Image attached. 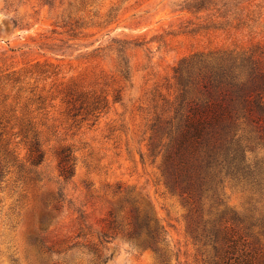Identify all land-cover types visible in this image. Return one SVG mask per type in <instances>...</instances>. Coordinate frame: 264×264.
Masks as SVG:
<instances>
[{
	"label": "rangeland",
	"instance_id": "374dc122",
	"mask_svg": "<svg viewBox=\"0 0 264 264\" xmlns=\"http://www.w3.org/2000/svg\"><path fill=\"white\" fill-rule=\"evenodd\" d=\"M257 43L264 0H0V264H159L125 234L133 207L162 227L165 264H202L150 143L179 123L182 58ZM62 152L75 158L69 180ZM220 200L264 251L246 191L226 182Z\"/></svg>",
	"mask_w": 264,
	"mask_h": 264
},
{
	"label": "trees",
	"instance_id": "16d2710c",
	"mask_svg": "<svg viewBox=\"0 0 264 264\" xmlns=\"http://www.w3.org/2000/svg\"><path fill=\"white\" fill-rule=\"evenodd\" d=\"M206 9L203 3L197 7ZM174 79L184 109H177L175 129L173 125L163 129L161 138L166 141H152L150 150L160 148L161 175L184 199L188 231L203 255L202 264H264V251L250 241L252 233L236 224L243 222L241 217L220 208L226 182L242 187L256 211L248 216L250 227L264 236V43L195 52L180 60ZM91 106L86 114L100 108L95 102ZM79 112L69 109L73 115ZM29 158L32 166L43 162L38 143L31 146ZM74 171L75 158L62 152L61 175L69 180ZM131 215L127 237L144 250L151 249L158 263L165 264L162 227L146 208L133 207ZM88 253L101 261L94 244Z\"/></svg>",
	"mask_w": 264,
	"mask_h": 264
}]
</instances>
